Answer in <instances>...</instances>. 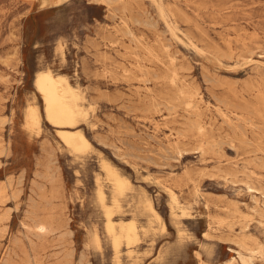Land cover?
Instances as JSON below:
<instances>
[{"label":"rangeland","instance_id":"374dc122","mask_svg":"<svg viewBox=\"0 0 264 264\" xmlns=\"http://www.w3.org/2000/svg\"><path fill=\"white\" fill-rule=\"evenodd\" d=\"M100 1L0 0V264H264V0Z\"/></svg>","mask_w":264,"mask_h":264},{"label":"bare ground","instance_id":"6f19581e","mask_svg":"<svg viewBox=\"0 0 264 264\" xmlns=\"http://www.w3.org/2000/svg\"><path fill=\"white\" fill-rule=\"evenodd\" d=\"M109 1H112V0H101L100 2L101 3L105 2V4H106ZM118 1H120V0H118ZM98 3H99V1H98ZM111 4H113V3H111ZM36 87H37V89H38V91H39V93L43 99V102H44L47 121L55 127H69V126L71 127V126H73L74 122H75V112H74V109L72 108V106L70 105V103L68 102V97L72 94L71 91L73 92V90L70 89V87L68 88L66 81L64 79H62L61 77L57 78L51 71H45V72L40 73L37 76ZM227 119L228 118H226V120ZM28 125L32 129L39 128L38 114H37L36 110H34V109L30 110ZM199 129L201 132H204L205 131L204 125H203V127H202V125H200ZM58 132H59V137L62 139L63 143L68 148L72 149L73 151L81 152L82 150H84L88 147L87 141L83 137L82 134L71 133V132H66V131H58ZM111 174H113V173L111 172ZM99 197H100L101 201L103 202L104 201V194L101 191L99 192ZM170 197H171L173 202H178L177 197L172 190H170ZM107 217H108L107 230L110 234H114V227H113L112 222H111V211L107 212ZM41 220H40V222H41ZM48 228L49 227L46 224H39L36 227L37 233L39 234L40 237H42V236L47 234ZM126 237L128 239L129 244L132 242H136V227L133 223H130V225L127 227ZM113 245H114L115 249H118L119 240L117 237H114Z\"/></svg>","mask_w":264,"mask_h":264}]
</instances>
